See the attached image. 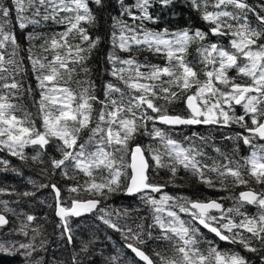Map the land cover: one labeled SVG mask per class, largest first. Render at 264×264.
<instances>
[{
  "label": "snow or ice",
  "instance_id": "1",
  "mask_svg": "<svg viewBox=\"0 0 264 264\" xmlns=\"http://www.w3.org/2000/svg\"><path fill=\"white\" fill-rule=\"evenodd\" d=\"M116 3L119 15L111 16V47L104 69L111 79L102 81L98 89L88 62L101 37H93L90 30L98 23L94 8L105 7L106 0H0V151L7 150L22 162L38 163H45L42 157L50 144L59 153L60 158L48 155L52 174L59 170L63 178L76 183L38 187L51 188L58 227L63 229L60 236L68 244L73 241L71 219L95 213L121 234L124 248L143 264H255L238 251L220 249L199 226L220 241L239 244L264 264V188L249 187L250 181L264 185V3L189 0L209 25L207 32L147 26L159 20L150 9L169 7L174 0ZM49 24L59 30L36 31ZM30 25L33 30L25 34L29 46L24 51L38 99L28 83L29 69L15 31ZM209 35L229 37L228 44L219 39L203 43ZM193 44L199 45L195 63L188 59ZM142 52L163 58L164 63H153L147 56L140 60ZM232 70L235 75L230 76ZM25 94L35 111L28 110ZM181 100L182 112L175 107ZM236 106L242 114H236ZM200 125L238 126L244 131L223 139L233 142L234 152L242 141L249 154L232 159L212 142L211 133L183 135L185 128ZM139 137L149 142L137 143ZM28 147L39 150L29 156ZM209 147L215 156L208 154ZM8 165L9 161L0 160V171L20 174ZM180 168L207 188L229 194L193 199L165 191L169 185L180 186L175 184ZM161 170L170 173L163 184L156 180ZM42 171L48 175L47 168ZM240 186L245 190L238 195L229 191ZM117 194L137 196L147 209L146 215L133 217L139 221L135 228L126 222L132 216L129 209L107 204ZM3 195L30 197L35 192L0 188ZM224 200L232 205L225 207ZM246 205L255 206L257 213L242 211ZM132 211L138 213L140 208ZM7 214L24 219L18 230L5 233L7 241L0 238V253H20L27 264H44L48 241L39 239L42 226L31 227L37 217L17 212L9 200L0 199V230L10 223ZM17 234L27 242L11 238ZM150 241L162 246L146 250ZM91 243L82 242L81 251L87 252ZM33 253L40 255L33 258ZM77 255L73 254L72 264H80ZM107 259L108 264H133L120 249Z\"/></svg>",
  "mask_w": 264,
  "mask_h": 264
},
{
  "label": "trees",
  "instance_id": "2",
  "mask_svg": "<svg viewBox=\"0 0 264 264\" xmlns=\"http://www.w3.org/2000/svg\"><path fill=\"white\" fill-rule=\"evenodd\" d=\"M129 2V0H126ZM250 4L264 3V0H248ZM119 5L116 3V0H106V6L95 9L97 13V26L90 30L93 37L99 35L101 37V42L93 53L91 60L88 62L89 66L93 68V79H95L98 89L102 87V81H107L111 79L104 69L108 68L106 61V56L110 50L109 37L111 33L110 25L112 23L111 16L119 15L118 11ZM259 10V9H258ZM154 16H159V20L156 24H148L147 26L154 29L168 28L171 31L178 29L188 28L190 30L201 29L203 31H208L209 25L201 19L200 13L192 8L189 0H174L173 5L169 7H163L161 5H156L154 8L150 9ZM264 14V13H262ZM249 18L253 24L256 23L255 17L250 13ZM130 22V21H129ZM15 23V21H14ZM33 26H29L24 31H20L18 28L15 29L17 42L21 46V57L24 58V64L29 69L27 72V80L30 83L34 90V96L36 99L39 98V92L36 90V81L33 78L32 72L30 70V64L27 60V52L24 49H27L29 42L25 38L27 32H31ZM52 30H59L56 26L49 24L47 28H36L38 32H48ZM217 39L221 40L225 45L228 44L229 37H214L209 35V37L203 42L205 44L209 42H215ZM41 41L37 40L36 44L39 45ZM198 44H193L189 49L188 59L194 63L198 61L199 57L195 49L198 47ZM39 51V49H37ZM121 55L127 56V53H121ZM147 56L148 60L153 63L163 64V58L154 57L151 53L142 52L139 53V59L143 60ZM197 67H203V65L197 64ZM230 76L235 75V70L229 72ZM203 79V76L201 77ZM240 82V81H237ZM250 82V81H248ZM98 94L99 91H98ZM25 104L28 107L29 111H35L32 104L30 103L27 94H25ZM175 107L179 111H183L184 102L181 100ZM236 114H242V109L240 106H236ZM37 127L40 126V121L37 120ZM244 130L239 128L236 125H232L231 128L217 129L212 126H196L188 127L183 130V135L190 136L193 132L201 134L211 133L213 136V143L222 150L227 151L229 156L232 159H240L249 154V147L243 145L242 141L239 142V151H232L233 142L230 140L223 139L225 135L234 134L236 132H243ZM177 139H182V137H177ZM137 143H148L149 140L147 137H139L136 141ZM199 143V142H198ZM38 148L28 147L25 149V152L29 155H35ZM209 155L215 156L212 148L209 147L206 149ZM59 157L54 147L50 144L46 148V154L43 155L42 159L45 163H38L32 160L27 162L20 161L17 157L12 156L7 150L0 151V160L9 161V169L15 167L19 170L20 174L16 172L9 171H0V188H6L9 192L22 193L24 191H30L34 189L37 193V186L40 184H51L56 183L58 187H62L68 184H74L76 181L67 180L63 178L59 170H56L55 174H52L50 168V162H48V155ZM210 163V161H208ZM2 167V166H0ZM47 168L48 175L46 176L42 169ZM170 173L166 170H161L159 176L156 177L157 182L165 183L169 178ZM81 182L83 177L81 176ZM230 179V178H229ZM32 181L35 182L32 183ZM175 184L180 185L175 187L172 185L167 186L164 190L172 194H184L191 196L193 199H206L212 198L216 199L217 197L226 196L229 193L225 191H217L212 188H207L204 184L199 183L196 177L192 176L189 172H186L183 168H180L177 172L175 179ZM249 187L260 190L264 188V185H256L254 181H250ZM48 192L45 196L40 198H30L22 197L17 195H3L0 196V199H7L10 201V207H13L17 212H23L31 214L37 217L35 221L31 223V227L36 228L41 227V232L43 236L39 239H46L48 241L47 251L43 253L44 264H72V257L74 253H78L77 260L80 261V264H108V257L110 255H115L117 250H122V254L133 261V264H143L139 262L138 258L131 253L130 249L124 248V241L119 232L114 231L109 228L107 225L103 224L102 221L96 218V214H90L80 219H71V227L73 229V241L71 244L67 243V239L61 238L60 233L63 231L61 227H58L60 224L59 218L55 214V201L53 193L50 187L44 188ZM245 190L243 186L230 188L229 191L233 194H237ZM38 196V195H37ZM12 201H19V203H11ZM40 202V204L38 203ZM225 207H230L232 205L231 200L223 201ZM49 204H52V207H48ZM107 204L112 205L115 208L123 209L127 208L132 212V216L127 218V224L135 228V224L138 223V220L133 219L137 215H146L147 209L143 207L137 196L128 197L124 194L114 195L110 200L107 201ZM139 207L140 211L137 213L132 211L133 209ZM242 211H246L249 215H255L257 213V208L253 205H246ZM9 218V225L5 226L4 229L0 230V238L4 241H7L9 237L5 235L11 229H19L20 221L24 219L23 216H20L19 219L14 217L12 214H7ZM237 219H239L237 217ZM123 223V222H122ZM201 232L204 233L207 239L214 241L219 245L220 249L224 250H235L240 252L241 255L245 256L251 261H254L255 264H259V259L254 253L246 252L242 246L239 244L231 245L228 242L220 241L218 237L208 232L203 227L199 226ZM31 234V233H30ZM109 237L111 239H109ZM14 240H19L22 242H27L28 238L23 237L22 235H14L11 237ZM39 239L37 243H39ZM94 241L89 245V250L87 252L81 251L82 242ZM151 246L160 247L162 245L157 244L156 242H149V246H146V250H150ZM203 247V245H202ZM23 251V250H21ZM39 253H33V258H38ZM264 255V253H261ZM0 264H27L26 257L20 253L15 255H8L0 253Z\"/></svg>",
  "mask_w": 264,
  "mask_h": 264
},
{
  "label": "rangeland",
  "instance_id": "3",
  "mask_svg": "<svg viewBox=\"0 0 264 264\" xmlns=\"http://www.w3.org/2000/svg\"><path fill=\"white\" fill-rule=\"evenodd\" d=\"M200 127H203V126H200ZM36 189L38 190V193L34 190V189H30L31 192H35V195L34 196H30V198H40V197H43L45 196V194L48 192L47 190H45L44 188H40V187H36ZM38 195V196H37ZM129 197V196H128ZM40 204V202H38Z\"/></svg>",
  "mask_w": 264,
  "mask_h": 264
},
{
  "label": "water",
  "instance_id": "4",
  "mask_svg": "<svg viewBox=\"0 0 264 264\" xmlns=\"http://www.w3.org/2000/svg\"><path fill=\"white\" fill-rule=\"evenodd\" d=\"M201 126H203V125H201ZM126 196H128V195H126ZM129 197H132V196H129ZM84 216H87V214L86 215H84ZM84 216H81V217H78V218H75V219H79V218H82V217H84ZM202 227V226H201ZM208 231V230H207ZM214 235V234H213ZM223 242H225V241H223Z\"/></svg>",
  "mask_w": 264,
  "mask_h": 264
}]
</instances>
